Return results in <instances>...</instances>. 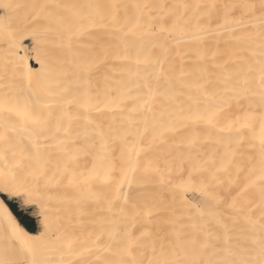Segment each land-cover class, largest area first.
Wrapping results in <instances>:
<instances>
[{
  "label": "bare ground",
  "instance_id": "bare-ground-1",
  "mask_svg": "<svg viewBox=\"0 0 264 264\" xmlns=\"http://www.w3.org/2000/svg\"><path fill=\"white\" fill-rule=\"evenodd\" d=\"M0 264H264V0H0Z\"/></svg>",
  "mask_w": 264,
  "mask_h": 264
},
{
  "label": "rangeland",
  "instance_id": "rangeland-1",
  "mask_svg": "<svg viewBox=\"0 0 264 264\" xmlns=\"http://www.w3.org/2000/svg\"><path fill=\"white\" fill-rule=\"evenodd\" d=\"M28 43L27 45H29ZM191 196L194 197L195 200L197 199L194 193H192ZM3 199L9 208L11 205L14 213L11 209L10 210L12 211L18 222L23 223L26 228L30 229L31 231L38 232L40 230L39 218L37 217L38 210L34 206L26 205L25 203H23L24 201L20 197L4 196Z\"/></svg>",
  "mask_w": 264,
  "mask_h": 264
},
{
  "label": "trees",
  "instance_id": "trees-1",
  "mask_svg": "<svg viewBox=\"0 0 264 264\" xmlns=\"http://www.w3.org/2000/svg\"><path fill=\"white\" fill-rule=\"evenodd\" d=\"M10 209L13 211V209H12V207H11V205H10ZM13 213H14V211H13ZM24 227H26L23 223H21Z\"/></svg>",
  "mask_w": 264,
  "mask_h": 264
}]
</instances>
